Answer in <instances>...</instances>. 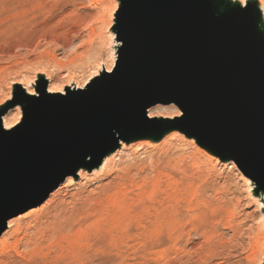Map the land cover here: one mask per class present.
I'll return each mask as SVG.
<instances>
[{
    "label": "water",
    "instance_id": "water-1",
    "mask_svg": "<svg viewBox=\"0 0 264 264\" xmlns=\"http://www.w3.org/2000/svg\"><path fill=\"white\" fill-rule=\"evenodd\" d=\"M120 1L116 67L59 106L43 83L16 129L0 123V234L89 154L100 160L124 121L149 127L144 112L158 102L176 106L186 126L264 190V39L251 35L250 10L215 18L199 11L200 0Z\"/></svg>",
    "mask_w": 264,
    "mask_h": 264
},
{
    "label": "rangeland",
    "instance_id": "rangeland-1",
    "mask_svg": "<svg viewBox=\"0 0 264 264\" xmlns=\"http://www.w3.org/2000/svg\"><path fill=\"white\" fill-rule=\"evenodd\" d=\"M121 20L120 0H0V108L12 102L11 96L15 93L17 81L24 78L26 84H31L33 90L35 84L43 79L48 92L49 86L55 90L61 88L65 90L79 82L82 84L92 74L90 72L100 73L99 71L105 70L103 67H108L113 61L112 71L122 55ZM37 75H40L39 79ZM21 93L26 95L24 90ZM167 106L174 107L182 116V112L176 106L165 105ZM16 108L21 113V106L16 105L10 107L5 114L9 115L7 118L10 122L13 121V110ZM165 110L161 111L164 117L178 118L175 112L172 113V109ZM154 120L163 122L165 119ZM169 142L172 144V147L170 146L172 150L167 153L168 155L160 154L161 151L157 147L145 145L140 147V150L136 148L123 150L112 160L115 165L113 175L106 172L90 173L91 175L84 173V178H78L74 185L67 186L64 182L59 185L39 207L10 219L11 224L13 226L18 224L17 227H21L19 229H22V232L11 238L6 223L0 240H3L8 248L7 251L0 248V261L3 264H34L44 260L47 263L50 258L47 264H62L56 258V262L51 258L57 254L54 249L50 250L48 257L44 259L48 244L43 246L45 249L40 246L42 252L38 251L39 256L33 248H30L31 250L29 247L28 250L22 248L19 245L22 237L25 235L23 237L25 239L28 235L29 238L33 234L31 230L27 232L25 228L28 224L31 226L34 222L47 220L61 206L84 199L89 194L93 196L100 187L116 183L115 175L131 165V177L135 182L150 177L154 169L174 179L176 187L173 186V192L174 189H178L174 193L183 208L181 220L184 234L159 248L146 240L137 241L132 238L119 242L116 247L108 246L107 250L103 246L105 241H99L97 234H94L96 232L91 230L94 233L90 232L92 235H87L84 239L89 245L86 246L87 250L85 249L86 264H104L108 256L115 259L112 264H264V256L260 258L252 254L250 241L257 228L264 231V203L260 207L262 200L254 195L252 185L258 184L252 175L239 169L232 160L227 161L228 163L225 161L226 166L214 161L215 170L211 172L210 165L205 164L206 162L196 154L194 147L187 140L177 137ZM133 154L136 159H133ZM192 164H196L197 167L195 168L196 165L192 167ZM138 168L143 170L140 171ZM162 182V186H165V179L162 178ZM106 244L104 245H110ZM164 248L165 257L158 258L157 252ZM16 251H19V255L27 252L23 254L24 258L22 256L20 258L15 254Z\"/></svg>",
    "mask_w": 264,
    "mask_h": 264
},
{
    "label": "bare ground",
    "instance_id": "bare-ground-1",
    "mask_svg": "<svg viewBox=\"0 0 264 264\" xmlns=\"http://www.w3.org/2000/svg\"><path fill=\"white\" fill-rule=\"evenodd\" d=\"M236 5H237V0H200L199 1V11H201V13L203 14L218 18L223 15L234 14L232 11V8L235 7ZM246 6L251 12V20H250L251 35L253 37H259V38L264 39V2H262V0H247ZM112 67H113V61L112 63H110V65H108V67H103L105 68V70L99 71L100 73H97V71H94V73L90 72L92 74L89 75V77L85 79L84 82H82V84H80L79 82V84H75L73 85V87L68 86V88L65 90H63L62 88L55 90V88L53 89L51 86H49L48 92H47V88H45V97L52 98L55 102V105L59 106L60 102L64 98H66L68 95L73 94L79 90H85L91 87V85L96 83L99 79L104 78L106 74H108L105 72H110ZM120 67H121V64H120ZM40 75L39 76L37 75L38 76L37 79L40 78ZM90 77H91V80L89 81ZM24 79L17 81V85H16L17 87L14 88L16 89L15 93H12V96H11L13 98L12 102H9L8 104L0 108V123L4 131H11V130L16 129L23 121V110L28 104V99L29 98L37 99L39 97L38 90L41 87V85H43V79L38 81L35 84V90L32 89L31 84L27 85L26 79L25 81ZM22 90L25 91L26 95H23L21 93ZM13 102L15 104H13ZM168 104L169 103L158 102L157 104L145 110L144 115H145L146 120L150 124L149 127L134 128L128 125L124 121L120 128L113 129L110 134L111 137H113L114 139L113 147L108 152H106L100 160L96 162H93L91 160V155L89 154L86 157V159L82 161L80 165L74 169L72 174H70L64 180V185H67V186L74 185V183L78 180V178L79 179L84 178V173L86 174L97 173L98 174V173L106 172L110 175H113L115 171L114 170L115 165L112 160L119 153H121V151L126 150V149L134 148L135 150L136 148L137 150H140V147H143L145 145V146H151L154 148L157 147L161 151L160 154L162 153V155L163 154L165 155L170 150H172L170 148L172 144L171 142L168 143V141H172L174 138H177V137L187 140L194 147L196 154L199 157L203 158V160L206 162L205 164L210 165L211 172L215 170V166L213 165L214 161H217L222 166H226L227 164L225 163V161L227 162L230 160L229 156L226 155L225 153H222L213 141L201 140V138L196 134L195 131H193L192 129H190L188 126L185 125L184 116L183 115L181 116L180 112L177 109H175L174 107L172 108L171 106L169 108L168 106L165 107V105H168ZM12 105L14 106L20 105L21 113L17 108L14 109L13 110L14 118H13V121L10 122L7 118L9 115L5 116V114L8 113L7 111L9 110L10 107H12ZM165 109L167 110L172 109L171 110L172 113L175 112V115L178 116V118L172 119V117L170 118L164 117L161 114V111L165 112L166 111ZM153 117L162 118L165 120H163V122H158L157 120H154L155 118ZM147 139L149 140L154 139V141H148ZM162 139L164 140L162 141ZM133 159H136L135 154H133ZM193 164L191 165L192 167H194L198 163H196L195 165ZM130 166L125 167L118 174L115 175L114 179L116 180V183L115 182L108 183L100 187L98 189V192L94 194L95 196L94 195L90 196L91 194H89L87 197H84V199H81L79 201L72 200L73 202H70L67 205H64L63 207L61 206L60 209L58 208L59 210L57 209L54 215L52 214V216L49 217L47 220H44L43 222L41 221L34 222V224L31 226H29L28 224V227L25 228V230L26 231L31 230V233L33 232V234L29 238L27 235L25 239L23 238L25 236L24 235L22 237V239L24 240L21 239V241H19V245L22 246V248L25 247L26 249L28 247L29 249L33 248L34 252L36 251L38 255V251H41V248L45 244L46 245L48 244V246L46 247L47 252L44 254V259L48 257L50 253L49 251L54 249L55 252L57 253L56 256L55 254H54L55 257L50 256L52 259L54 258V261L57 259L60 262H62V264H86L87 255L85 253V249H86V246H89V245L85 243L86 241L84 242V239L87 235L90 236V234L91 233L93 234L94 232H96L94 234L95 235L97 234L99 241L101 242L105 241L103 243V246L106 247L105 249L107 250L111 245H114L116 247L119 242L121 243V241H125L127 239H132V238H135L136 240L137 239L146 240V242L147 241L151 242L153 246L157 248L164 246L168 241L169 243L170 241L171 242L175 241L183 233L184 225L181 220L183 219L182 218L183 208L179 205V202L176 199V193H174L178 189L177 188L174 189L175 191L173 192V186L176 187L175 182L173 181L174 179H170L169 176L167 175L164 176L163 172L160 170L151 169L152 175L150 177H147L145 179L143 178V180L141 181L139 180L140 182L139 181L135 182L134 181L135 179L133 180L131 177L132 168ZM192 167L191 169H194ZM196 167L197 165L195 166V168ZM138 169H140V171L143 170L142 168H138ZM196 170L199 171V169H196ZM207 175L209 176L210 173ZM162 178L165 179V186H162V183H163ZM252 187L254 189V195L262 200V205H260V207L263 206L264 190L259 188L256 185H252ZM178 194L180 195L181 193H179L178 191ZM224 221L226 222V219ZM11 223L12 221L7 222V229H8V232L12 235V236L10 235L12 238L13 235L15 234L19 235V233L22 232L21 231L22 229L20 230L19 228L21 227H17L19 226L18 224L17 226H13ZM227 225H228V220H227ZM91 230L94 232H92ZM237 230L235 231L237 232ZM95 235L93 236L95 237ZM107 239L110 243H108ZM106 241H107V244H110V245H107ZM250 241L252 243L251 246L253 248L252 254L258 255L260 258L263 257L264 256V231H262V229L257 228L255 235ZM17 243H15V245H17ZM104 244H106L107 246H105ZM6 245L7 244L3 240H0V248H2L3 250H6L8 248ZM15 248L17 247H14V249ZM165 251L166 250L164 248L161 252L160 251L157 252V254H159L158 255L159 257L157 255L156 256L158 258H163L162 256H164V254L166 255ZM18 252L16 251L15 254L19 256L20 258L21 256L22 258H24L23 256L25 255L27 251H25V253H22V255H19ZM34 254L35 253H33V255ZM114 262H115V259L111 256H108L106 257L104 264H112ZM47 263H46V260H44L43 262H38L34 264H47ZM0 264H3V262L0 261Z\"/></svg>",
    "mask_w": 264,
    "mask_h": 264
},
{
    "label": "snow or ice",
    "instance_id": "snow-or-ice-1",
    "mask_svg": "<svg viewBox=\"0 0 264 264\" xmlns=\"http://www.w3.org/2000/svg\"><path fill=\"white\" fill-rule=\"evenodd\" d=\"M264 2V0H262ZM247 0H237V5L232 8L234 15L238 18H243L248 14ZM243 6V7H241ZM11 127V126H9ZM10 134V133H9Z\"/></svg>",
    "mask_w": 264,
    "mask_h": 264
}]
</instances>
